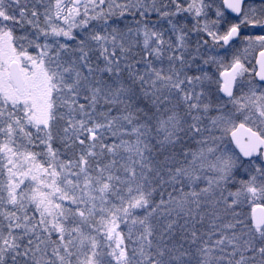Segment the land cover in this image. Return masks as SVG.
<instances>
[{
  "label": "snow or ice",
  "instance_id": "obj_1",
  "mask_svg": "<svg viewBox=\"0 0 264 264\" xmlns=\"http://www.w3.org/2000/svg\"><path fill=\"white\" fill-rule=\"evenodd\" d=\"M0 264H264V0H0Z\"/></svg>",
  "mask_w": 264,
  "mask_h": 264
},
{
  "label": "rangeland",
  "instance_id": "obj_2",
  "mask_svg": "<svg viewBox=\"0 0 264 264\" xmlns=\"http://www.w3.org/2000/svg\"><path fill=\"white\" fill-rule=\"evenodd\" d=\"M249 211H251V209H249Z\"/></svg>",
  "mask_w": 264,
  "mask_h": 264
}]
</instances>
